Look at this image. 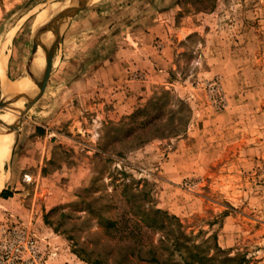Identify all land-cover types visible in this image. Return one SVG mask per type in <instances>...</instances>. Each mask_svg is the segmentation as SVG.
<instances>
[{
  "label": "rangeland",
  "instance_id": "1",
  "mask_svg": "<svg viewBox=\"0 0 264 264\" xmlns=\"http://www.w3.org/2000/svg\"><path fill=\"white\" fill-rule=\"evenodd\" d=\"M78 1L0 0V103L33 93L35 60L37 90L40 40L53 36L44 91L0 112L19 121L2 165L13 199L0 204V264H143L120 261L124 242L102 222L153 210L264 264V0H87L56 16ZM144 57L154 75L136 67Z\"/></svg>",
  "mask_w": 264,
  "mask_h": 264
},
{
  "label": "trees",
  "instance_id": "2",
  "mask_svg": "<svg viewBox=\"0 0 264 264\" xmlns=\"http://www.w3.org/2000/svg\"><path fill=\"white\" fill-rule=\"evenodd\" d=\"M155 100L160 99L153 98L143 111L146 112L147 107ZM141 113L142 110L134 113L130 119L136 118ZM159 118L157 115L153 119L144 118L139 128L142 134L151 122H156ZM178 119L186 122L184 116L175 118L173 115L168 118V121H171V126L175 127L174 123ZM175 132L179 133L180 130ZM172 135L177 136L178 134L173 133ZM0 197L7 198L8 196L1 192ZM102 224L106 234L116 230L120 242H124L121 249L128 253L122 256L121 262L126 258H134L143 264H248L245 254L230 256V252L218 247L214 237L197 242V236H200L201 232L195 236L192 233L186 234V229L177 217L161 210L132 212L131 218H122L121 221L106 220ZM146 233L159 235L156 245L152 242H145ZM143 249L145 250L142 253Z\"/></svg>",
  "mask_w": 264,
  "mask_h": 264
},
{
  "label": "bare ground",
  "instance_id": "3",
  "mask_svg": "<svg viewBox=\"0 0 264 264\" xmlns=\"http://www.w3.org/2000/svg\"><path fill=\"white\" fill-rule=\"evenodd\" d=\"M78 0H72V3L70 4H73V2H76ZM65 20V19H64ZM62 21V20H61ZM65 22V21H64ZM63 22V23H64ZM62 23V24H63ZM61 27V26H60ZM63 27V25H62ZM65 27V26H64ZM55 31L53 32L54 35L58 36V33H59V26H56V28L54 29ZM62 30V29H61ZM52 33L51 35L46 39V43L47 44H44V42L42 41V39L40 40L41 44L43 46H47L48 45V42L52 40ZM50 37H51V40H50ZM54 39V38H53ZM58 39V38H57ZM54 41V40H53ZM42 55V51L40 50L39 51V54L38 56ZM5 63V68H6V65H7V61H4ZM37 61L35 60L34 61V64H33V67L30 69L29 73L27 74V76H25L24 79H27L29 80V84H28V87L25 86V89H24V92L23 94H30L31 92H35V89L32 87L34 86V84L31 82V80H35L36 79V69H37ZM3 70V69H2ZM3 72V71H2ZM3 81L5 84L8 83L6 77L4 76L3 77ZM15 91L14 90H11L10 89V94H9V98L11 96V93L12 94H15L16 96V92L14 93ZM32 93V94H33ZM4 97H6V95H3ZM17 107L18 109H21L23 106V103L22 101H19L17 103ZM8 110H3L2 112H6ZM10 111V110H9ZM1 112V113H2ZM4 117H0V119H3ZM10 121V119H9ZM18 119H16L12 124H9L8 121H5L3 123L0 124V126H2V128L0 129V189L3 187L4 183L6 182V179L4 177V174L2 172V165L5 164V162L8 161L9 159V154H10V151L12 149V146L14 145V134L15 131L17 132V129H18ZM15 130V131H14Z\"/></svg>",
  "mask_w": 264,
  "mask_h": 264
},
{
  "label": "water",
  "instance_id": "4",
  "mask_svg": "<svg viewBox=\"0 0 264 264\" xmlns=\"http://www.w3.org/2000/svg\"><path fill=\"white\" fill-rule=\"evenodd\" d=\"M77 3H78V5H76V6H70V7H66V8L61 9L60 11H58L59 13L56 16H59L62 14L71 16V15L77 13L81 8H83L86 5L87 0H79ZM42 33H44V32H42V30L38 31L35 34V37L37 39H40V34H42ZM44 48H45L46 60H45V66L43 69L42 78H41L39 83L36 82L37 90L33 94L23 96L21 99H18L15 102H10V103L9 102L8 103L2 102V103H0V112H2L3 110H10V109L15 110L13 108L14 107L13 105L18 103L19 101H22L23 107H28L31 104H33L37 100V98L40 96V94L44 91V88L46 85V79L48 77V73H49V69H50V64L52 62V60H51V56H52L51 48L50 49H48L46 47H44Z\"/></svg>",
  "mask_w": 264,
  "mask_h": 264
},
{
  "label": "crops",
  "instance_id": "5",
  "mask_svg": "<svg viewBox=\"0 0 264 264\" xmlns=\"http://www.w3.org/2000/svg\"><path fill=\"white\" fill-rule=\"evenodd\" d=\"M164 4L166 3V2H163ZM147 4V3H146ZM167 8V7H166ZM169 8V7H168ZM149 13V12H148ZM160 19H162L161 17H160ZM169 19V18H168ZM161 23H163V22H161ZM145 35L143 36V38H144V40H147L148 42L151 40V39H153L154 38V35H153V33L154 32H152L150 29H146L145 30V32H143ZM167 33H170V32H167ZM169 34H166V37L168 36ZM13 51V52H12ZM17 52H18V48L16 47L14 50H11L10 51V54H9V57H8V60H7V65H6V77L8 78V69H9V64H10V61H13V55H16L17 54ZM12 65H15V61H14V63H11ZM145 65L147 66V67H145ZM138 69L140 68V70H142L143 68H145L146 70H147V72L149 73H151V74H153V72H152V70H153V68L154 67H156L154 64H153V59L152 58H149V57H144V58H142V59H140V60H137V66H136ZM136 68V69H137ZM5 69V68H4ZM170 69V68H169ZM161 73L163 72L164 74L166 73V72H164V71H160ZM154 75V74H153ZM148 75H146V74H144V81H142L141 83L142 84H144V86L143 87H145V90L146 91H148L149 90V88L151 87L150 85H151V83H152V79H151V81H150V77L148 78L147 77ZM155 77H157V76H155ZM159 77V79H160V76H158ZM149 79V80H148ZM155 79V78H154ZM128 87H129V84H128ZM128 95V94H127ZM142 95V94H141ZM128 96H130V95H128ZM141 97V96H140ZM125 98V97H124ZM142 100H140V102H141ZM121 109H124L123 107L121 108ZM120 111H123V110H120ZM4 174V173H3ZM1 192H4L8 197L7 198H2V197H0V204H1V202L2 203H5L6 201H10V200H12L13 199V197H12V195L10 194L11 193V190H8L7 188H3V190H1ZM0 192V193H1ZM9 192V193H8Z\"/></svg>",
  "mask_w": 264,
  "mask_h": 264
}]
</instances>
